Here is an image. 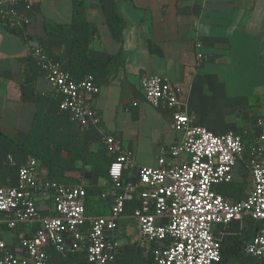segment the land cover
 I'll use <instances>...</instances> for the list:
<instances>
[{"label":"crops","instance_id":"0c3cea01","mask_svg":"<svg viewBox=\"0 0 264 264\" xmlns=\"http://www.w3.org/2000/svg\"><path fill=\"white\" fill-rule=\"evenodd\" d=\"M77 2L83 3L87 21L96 28L89 56L105 62L117 58L110 74L96 76L101 87L93 100L98 124L86 128L72 124L91 152L106 157L107 170L113 160L104 144L108 135L120 139L133 153L134 167L126 173L127 179L134 178L140 167H157L159 157L182 138V132L172 126L177 109L155 108L145 100L141 86L145 75L158 74L180 84L182 103L195 115L196 123L215 133H242L248 155L260 130L257 121L264 119V0H33L29 36L66 68L71 65L72 39L48 34L47 28L71 24ZM114 16L122 23L120 36L110 21ZM197 41L207 55L203 62L196 57ZM51 91L50 83L29 63L23 32L0 21V132L20 146L36 127L43 131L41 135L58 138V117L67 114L60 111ZM41 116L46 121L40 119L37 126ZM7 156L19 164L33 156L0 137V183L15 185L17 166L7 162ZM47 169L39 162L38 176L46 178ZM61 174L60 182L84 181L94 189L86 199L88 216L110 213L115 192L111 180L79 169ZM247 176L242 198L252 188V177L246 162L238 161L234 180L245 186ZM37 201L40 207H52L49 198L38 196ZM132 211L126 207L117 220L115 237L120 248L114 264L150 260ZM38 228L34 222L21 229L32 235ZM0 237L10 245L16 243L14 231L5 226L0 225ZM51 264H60L56 251L51 253Z\"/></svg>","mask_w":264,"mask_h":264},{"label":"built area","instance_id":"2783aa9c","mask_svg":"<svg viewBox=\"0 0 264 264\" xmlns=\"http://www.w3.org/2000/svg\"><path fill=\"white\" fill-rule=\"evenodd\" d=\"M32 7L33 0H0V21L23 32L29 63L52 86L50 96L58 101L60 111L75 127L95 126L100 120L93 106L101 90L97 77L76 76L30 38ZM195 52L199 62L207 59L201 41L196 42ZM141 86L153 107L177 109L172 126L182 132L180 142L159 157L157 167H140L134 178L127 179L126 173L134 167L133 153L120 139L106 136V150L113 156L108 174L115 192L110 213L98 216L86 214L84 181L68 184L40 178L35 157L19 164L7 156L6 161L17 166L18 176L15 185L0 183V225L14 231L16 243L10 245L0 237V264H51L53 251L84 252L89 264H114L120 248L117 220L136 194L138 205L132 216L150 258L147 264H218L225 238L248 218L263 224L245 245L244 255L264 261V119H258L256 142L245 156L242 133H215L196 123L182 103L180 84L155 74L143 76ZM240 160L251 172L252 188L246 197L234 200L217 188L233 182ZM38 196L49 198L52 207H40ZM34 222L39 228L32 235L21 229Z\"/></svg>","mask_w":264,"mask_h":264},{"label":"trees","instance_id":"16d2710c","mask_svg":"<svg viewBox=\"0 0 264 264\" xmlns=\"http://www.w3.org/2000/svg\"><path fill=\"white\" fill-rule=\"evenodd\" d=\"M110 21L115 35L120 36L122 32L120 18L114 16L110 18ZM47 33L68 36L72 39L71 65L68 69L76 76L84 74L94 76L108 75L117 64V58H111L105 62L89 56L90 43L96 33V28L92 23L87 21L82 2L76 3L71 24L49 26ZM40 119L45 120L46 118L43 116L38 117L37 126ZM58 122H60L61 130L60 134L57 135L58 138L54 137L52 139L51 134H47L49 136L41 135L43 131L38 132L36 130L37 127L31 132L23 146H20L2 132H0V137L15 145L20 152L31 155L39 162L45 163L48 167L46 178L63 181L61 180V173L63 171L79 169L84 173L91 174L92 177L102 176L110 180L108 170L105 168L106 157L90 151L88 141L84 139L80 132L73 130V125L68 115L59 116ZM63 152L68 153L67 157H62L61 154ZM244 187L242 181L234 180L231 183L220 185L217 190L228 198L239 200L244 195ZM87 190L88 196L94 193V189L91 187L87 188ZM127 204L129 205H126L128 209H134L138 205V199L135 197L133 201ZM262 224L248 218L244 220L242 227H238L236 230L231 229L230 235L223 242L220 263L222 262L223 255H226L229 250L233 251L235 255L246 257L244 255V247L253 238ZM56 253L60 264H89L84 252H69L66 255Z\"/></svg>","mask_w":264,"mask_h":264},{"label":"rangeland","instance_id":"374dc122","mask_svg":"<svg viewBox=\"0 0 264 264\" xmlns=\"http://www.w3.org/2000/svg\"><path fill=\"white\" fill-rule=\"evenodd\" d=\"M248 177L249 176H247V178L244 179L245 189L247 187V184H249ZM246 194H247V192H246ZM235 230H236V228H235ZM220 264H264V261H259L258 262V261L250 260V259H248V258H246L244 256L235 255V253L233 251L229 250L226 253V255L225 254L223 255V259H222V262Z\"/></svg>","mask_w":264,"mask_h":264}]
</instances>
